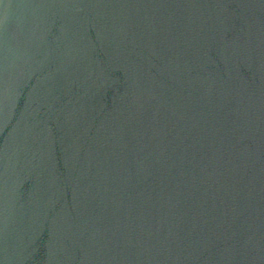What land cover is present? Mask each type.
I'll use <instances>...</instances> for the list:
<instances>
[{"label": "water", "instance_id": "1", "mask_svg": "<svg viewBox=\"0 0 264 264\" xmlns=\"http://www.w3.org/2000/svg\"><path fill=\"white\" fill-rule=\"evenodd\" d=\"M0 264H264V0H0Z\"/></svg>", "mask_w": 264, "mask_h": 264}]
</instances>
